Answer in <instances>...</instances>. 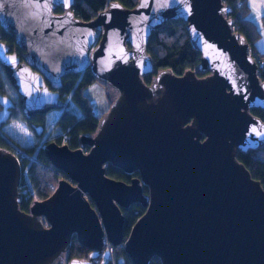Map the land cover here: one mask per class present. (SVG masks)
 <instances>
[{
  "label": "water",
  "instance_id": "95a60500",
  "mask_svg": "<svg viewBox=\"0 0 264 264\" xmlns=\"http://www.w3.org/2000/svg\"><path fill=\"white\" fill-rule=\"evenodd\" d=\"M74 4L0 0V28L24 51L17 57L0 42V66L24 118L63 110V77L86 69L116 96L77 149L45 144L66 179L26 212L21 165L0 149V264H63L73 236L88 254L66 264H95L106 241L123 246L130 264H264V189L237 160L264 146V122L251 113H264V81L228 19L231 8L223 0H138L132 9L113 1L82 21ZM178 20L201 76L159 70L147 85L149 38ZM12 107L0 96V127ZM107 164L138 176L109 178ZM133 204L144 214L125 238L121 210Z\"/></svg>",
  "mask_w": 264,
  "mask_h": 264
},
{
  "label": "trees",
  "instance_id": "16d2710c",
  "mask_svg": "<svg viewBox=\"0 0 264 264\" xmlns=\"http://www.w3.org/2000/svg\"><path fill=\"white\" fill-rule=\"evenodd\" d=\"M75 4L71 8L74 16L82 21H89L95 18L98 13L102 12L109 3L118 2L123 8L132 9L137 4L138 0H74ZM247 0H223L224 5L231 8L228 14V19L232 21L234 31L239 36L244 37L252 49V57L255 62L260 66L259 78L264 81V53L257 51L255 43L260 39V33L257 25L248 18L249 7L246 3ZM60 12V8L54 11ZM0 41L3 42L9 52L16 53L21 57L23 50L15 46L14 36L11 32L4 33L0 30ZM147 52L150 55L151 62L153 63V72L148 77H144L143 81L149 85L151 79L159 72V70H169L176 76H181L185 71H196L200 62V55L191 48L189 40L187 39L186 30L181 20L168 21L166 25L153 32L149 38ZM22 58V57H21ZM263 64V65H262ZM197 76L201 74L196 71ZM4 76L0 73V87L2 86ZM95 81L90 76L89 71L86 69L80 74L66 75L63 77L60 96L65 101L63 110L58 112L55 118L54 125L61 132L59 135L52 139L57 144L67 145L70 149H77L79 147L77 138L80 135H92L97 130L99 117L105 113H97L91 105L89 98L83 93L85 89L93 84ZM105 86V85H102ZM108 87V86H105ZM1 91V90H0ZM2 92V91H1ZM72 105L74 109L79 112L77 115L69 108ZM95 111V112H93ZM11 115L15 113L11 111ZM251 113L255 117H259L264 122V113L259 109H252ZM24 119V118H23ZM29 125L44 124L42 115H35L32 120L27 121ZM17 143L11 141L6 133H3L0 127V149L14 152V146ZM88 148L83 147L82 150L87 152ZM27 154L35 156L34 161L28 160L27 157L19 161L23 175L21 181V189L19 192L23 197L19 208L26 212L29 205L36 199L45 200L54 191V185L60 177H65L57 168L55 169L46 159L42 149L36 150L34 147L24 148ZM237 160L242 163L248 170L250 176L259 182L260 186L264 189V146L256 151L248 150L247 153H238ZM106 176L118 181L129 183L132 177L138 176L137 173L127 175L123 171L114 167L112 164L105 166ZM24 188L29 190V196L23 194ZM146 189L143 188V191ZM146 192V191H145ZM144 208L139 204H133L127 209H122L121 214L124 215V232L125 238L134 225V222L144 213ZM88 250L80 247L76 238L73 236L70 245L64 255L63 264H66L71 259H83L87 256ZM114 257L116 264L122 258V264H130L127 257L124 256L123 246L114 247ZM102 261L100 258L95 264ZM110 264V263H107ZM150 264H159L157 260L151 261Z\"/></svg>",
  "mask_w": 264,
  "mask_h": 264
},
{
  "label": "rangeland",
  "instance_id": "374dc122",
  "mask_svg": "<svg viewBox=\"0 0 264 264\" xmlns=\"http://www.w3.org/2000/svg\"><path fill=\"white\" fill-rule=\"evenodd\" d=\"M250 4H249L250 12L248 14L249 15L248 18L250 20H253L257 25H259L258 27L260 29L261 40L264 41V33H262L264 31V26L260 21L262 14L257 13L259 11H263L264 6L260 9L259 8L260 6L256 5L257 8L260 10L255 11L256 9L255 4L251 2ZM260 48L264 50V45H261ZM0 73L2 74V76H4L3 70L1 68H0ZM1 87L4 88V90H6L7 95L13 101H15L14 104L15 113L12 114L10 119L6 122V124L1 127L3 133H6V135L11 141H14L15 143H17L22 147L24 146V148L34 147L36 151L37 149H41L39 147H44L45 144H47L49 141H52V139L55 138V136L61 133L54 125L55 118L57 117L59 111L53 110L51 112L44 114L43 126L37 125L41 127L42 133L40 135H37L34 129H32L31 126L24 121L22 111H20L19 109L17 94L15 90L12 89L9 81L5 78V76ZM83 93L89 98L91 105L93 106L95 111H97V113L99 114L107 111L109 103L116 97L113 89H111L110 87L102 86L100 83L96 81L93 84L89 85ZM69 108L72 109L73 112H75L77 115H79V112L76 109H74L71 104L69 105ZM60 178H64V177H60ZM57 182L54 184L56 185L55 188L57 187ZM24 189H25L24 195L28 197L29 190L27 188ZM104 257H106V253H103V257H102L103 260L97 264H106L104 261ZM112 257L114 258V264H116V258L114 257V254Z\"/></svg>",
  "mask_w": 264,
  "mask_h": 264
},
{
  "label": "built area",
  "instance_id": "2783aa9c",
  "mask_svg": "<svg viewBox=\"0 0 264 264\" xmlns=\"http://www.w3.org/2000/svg\"><path fill=\"white\" fill-rule=\"evenodd\" d=\"M13 154H15L18 161L23 160V158L25 157H27L28 160H32V161L36 160L35 156H30L29 154H27L24 148H22L20 145L14 146ZM25 174H26V171L23 172V175ZM23 194H24V191H23ZM105 253L107 255V258L105 259L106 263L114 264V258L112 257L113 256L112 248L110 246L107 245V249L105 250Z\"/></svg>",
  "mask_w": 264,
  "mask_h": 264
},
{
  "label": "crops",
  "instance_id": "0c3cea01",
  "mask_svg": "<svg viewBox=\"0 0 264 264\" xmlns=\"http://www.w3.org/2000/svg\"><path fill=\"white\" fill-rule=\"evenodd\" d=\"M263 1V0H262ZM261 0H247L246 1V3L248 4V7H249V12H250V6H251V4H250V2L251 3H253V4H255V11H258V10H260L263 6H264V1L262 2ZM249 4H250V6H249ZM256 5H258V6H260L259 8L260 9H258L257 8V6ZM257 13H259V14H262V17H261V23H262V25L264 26V9H263V11H259V12H257ZM249 14V13H248ZM259 16V15H258ZM249 17V16H248ZM252 22H254L253 20H252ZM255 23V22H254ZM255 25H257L256 23H255ZM259 25H257V27H258ZM258 29H259V27H258ZM259 33H260V29H259ZM262 33H264V31L262 32ZM259 43V44H258ZM261 45H264V41L263 40H261V37H260V39L258 40V41H256V43H255V46H256V49H257V51H259V52H261V53H264V50H262L261 48H260V46Z\"/></svg>",
  "mask_w": 264,
  "mask_h": 264
},
{
  "label": "flooded vegetation",
  "instance_id": "af4514ba",
  "mask_svg": "<svg viewBox=\"0 0 264 264\" xmlns=\"http://www.w3.org/2000/svg\"><path fill=\"white\" fill-rule=\"evenodd\" d=\"M0 30L3 31L1 28H0ZM3 32H4V31H3ZM4 33H5V32H4ZM0 42H1V41H0ZM2 43H3V42H2ZM4 46H5V45H4ZM15 46H16V45H15ZM23 52H24V51H23ZM21 56H22V55H21ZM17 57H18V56H17ZM0 68L2 69L1 66H0ZM2 70H3V74H4V76H5L4 69H2ZM5 78H6V77H5ZM9 83H10V82H9ZM0 90L2 91V92L0 91V96H2V95H6V96H8L7 93H6V90H4V88L0 87ZM8 97H9V96H8ZM17 97H18V96H17ZM9 98H10V97H9ZM10 99H11V98H10ZM11 101H13V100L11 99ZM14 104H15V101H13V107H12L11 111L14 110ZM18 104H19V101H18ZM11 111H10V112H11ZM50 112H51V111H50ZM11 113H12V112H11ZM22 115H23V114H22ZM36 115H39V114H36ZM34 116H35V115H34ZM34 116H32V117H34ZM42 116H43V118H44V114H43ZM10 117H11V116H10ZM23 118H24V116H23ZM30 120H32V118H31V119H26V118H24V121H25V122L30 121ZM27 123H28V122H27ZM5 124H6V123H5ZM5 124H3V126H4ZM30 126H31L32 129H34L35 126H37V125H35L34 123H32ZM34 131H35V129H34ZM21 147H22V146H21ZM23 147H24V146H23ZM23 147H22V148H23ZM146 192H147V191H146ZM126 209H127V208H126Z\"/></svg>",
  "mask_w": 264,
  "mask_h": 264
},
{
  "label": "bare ground",
  "instance_id": "6f19581e",
  "mask_svg": "<svg viewBox=\"0 0 264 264\" xmlns=\"http://www.w3.org/2000/svg\"><path fill=\"white\" fill-rule=\"evenodd\" d=\"M138 142H139V139H136V141L134 143L131 141V139L129 140V144L130 143H132V144H139ZM64 179H66V177H64ZM87 197H88V195H87ZM88 199L91 200L89 197H88Z\"/></svg>",
  "mask_w": 264,
  "mask_h": 264
}]
</instances>
